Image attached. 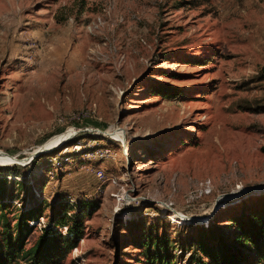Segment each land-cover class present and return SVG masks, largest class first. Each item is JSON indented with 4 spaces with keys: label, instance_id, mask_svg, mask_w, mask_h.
I'll return each mask as SVG.
<instances>
[{
    "label": "rangeland",
    "instance_id": "374dc122",
    "mask_svg": "<svg viewBox=\"0 0 264 264\" xmlns=\"http://www.w3.org/2000/svg\"><path fill=\"white\" fill-rule=\"evenodd\" d=\"M263 67L264 0H0V175L97 202L59 264H149L154 227L180 254L264 194Z\"/></svg>",
    "mask_w": 264,
    "mask_h": 264
},
{
    "label": "trees",
    "instance_id": "16d2710c",
    "mask_svg": "<svg viewBox=\"0 0 264 264\" xmlns=\"http://www.w3.org/2000/svg\"><path fill=\"white\" fill-rule=\"evenodd\" d=\"M260 77L264 79V67ZM172 88L178 89L177 86ZM157 90L166 97L180 94L159 87ZM243 105L254 106L246 100ZM69 130L73 132L75 128ZM39 156L33 159L34 162ZM13 167L18 169L20 165ZM8 175H0V264L61 263L79 246L86 234V220L96 209L97 202L88 200L76 207L69 198H58L49 204L50 212H46L48 202L42 190L33 189L22 198L24 204L18 207L13 201L14 193L9 189ZM18 183L28 187L25 180ZM258 197L260 200L252 205L242 202L241 212L234 213L227 224L218 223L216 212L208 224H201L198 236H191L189 242L181 245L180 254L176 252L170 232L154 227L141 239L142 253L149 264H181V258L187 253L193 264H260L264 261V194ZM42 217H47L48 221L30 244Z\"/></svg>",
    "mask_w": 264,
    "mask_h": 264
},
{
    "label": "water",
    "instance_id": "95a60500",
    "mask_svg": "<svg viewBox=\"0 0 264 264\" xmlns=\"http://www.w3.org/2000/svg\"><path fill=\"white\" fill-rule=\"evenodd\" d=\"M56 146H57V145H56ZM47 149H49V148H46V149H45V148H42V149L36 150V151L32 154V156H31L30 158H26V159L31 160L33 157L39 155L41 152H44V150H47ZM211 215H213V214H211Z\"/></svg>",
    "mask_w": 264,
    "mask_h": 264
},
{
    "label": "built area",
    "instance_id": "2783aa9c",
    "mask_svg": "<svg viewBox=\"0 0 264 264\" xmlns=\"http://www.w3.org/2000/svg\"><path fill=\"white\" fill-rule=\"evenodd\" d=\"M107 152H108V150H107ZM107 152H102L101 155L102 156L107 155ZM100 175L103 176L104 175V171H101L100 172Z\"/></svg>",
    "mask_w": 264,
    "mask_h": 264
}]
</instances>
